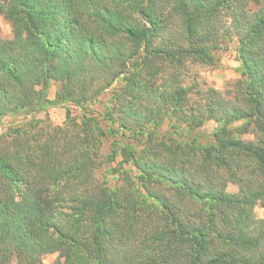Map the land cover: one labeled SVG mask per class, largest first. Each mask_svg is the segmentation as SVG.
Masks as SVG:
<instances>
[{
  "label": "trees",
  "instance_id": "1",
  "mask_svg": "<svg viewBox=\"0 0 264 264\" xmlns=\"http://www.w3.org/2000/svg\"><path fill=\"white\" fill-rule=\"evenodd\" d=\"M0 15V122L32 114L0 136V264H264V0H0ZM234 40L240 78L191 75ZM51 106L63 126L33 117ZM109 134L127 185L97 178Z\"/></svg>",
  "mask_w": 264,
  "mask_h": 264
},
{
  "label": "rangeland",
  "instance_id": "2",
  "mask_svg": "<svg viewBox=\"0 0 264 264\" xmlns=\"http://www.w3.org/2000/svg\"><path fill=\"white\" fill-rule=\"evenodd\" d=\"M12 36V28L10 22L0 15V38H9ZM237 41L234 40L228 44L226 48H224L220 52V61L216 63L215 66H208V65H193L191 67V75L197 77L201 81H205L207 84L216 87V84L221 85L222 88H217L219 90H224L228 83H231L233 80L240 78V71L239 65L240 61L237 59ZM236 59L239 61V64L236 63ZM234 68L235 73L238 74L237 77H228V72ZM120 83V82H119ZM119 83H114L113 86L118 85ZM57 88V84L54 83L51 86L49 91V95L51 97L55 96V91ZM111 89L106 91L104 94L101 95L99 101L95 104V108H102L103 105L106 103L108 98L111 95ZM80 113L79 108L73 107V114L78 115ZM31 115H7L5 116L2 121L0 122V136L8 133V129L13 126L20 125L21 123L25 122L27 119L31 118ZM49 115V120L52 125L63 126L66 122V108L63 106H55L50 107V111H42L40 113H36L33 115L35 118L43 119ZM108 126V125H107ZM216 127V122L213 120L208 121L203 127L202 131L211 133ZM166 126L162 128L165 130ZM115 138V136L109 134L104 140L103 145L101 148V165L97 170V178L106 181L107 184L110 186L116 185H127L130 182V179L135 177L137 173L135 169L132 168L131 164H123L120 166L118 163L120 160V156L116 158L115 161L110 160L108 158V153L111 149V141ZM116 167L115 171L114 170ZM128 174L131 178L126 177L125 170L129 169ZM238 187L235 184L230 183L228 185V192L235 193ZM255 214L258 218H264V206L258 204L255 207ZM59 253H49L44 255V263L46 264H57L59 261Z\"/></svg>",
  "mask_w": 264,
  "mask_h": 264
},
{
  "label": "crops",
  "instance_id": "3",
  "mask_svg": "<svg viewBox=\"0 0 264 264\" xmlns=\"http://www.w3.org/2000/svg\"><path fill=\"white\" fill-rule=\"evenodd\" d=\"M236 63L239 64V61L237 59H236ZM237 76H238V74L235 73L234 68L232 70H230V72H228V77H237ZM221 86H222V84L221 85L216 84L217 88H222ZM51 98H53V97H51ZM52 107H55V106H52ZM48 111H50V108L48 109Z\"/></svg>",
  "mask_w": 264,
  "mask_h": 264
}]
</instances>
